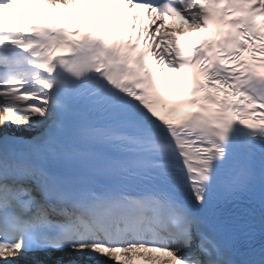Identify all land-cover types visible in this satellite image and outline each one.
Wrapping results in <instances>:
<instances>
[{"label": "snow or ice", "instance_id": "obj_1", "mask_svg": "<svg viewBox=\"0 0 264 264\" xmlns=\"http://www.w3.org/2000/svg\"><path fill=\"white\" fill-rule=\"evenodd\" d=\"M0 264H264V0H0Z\"/></svg>", "mask_w": 264, "mask_h": 264}, {"label": "bare ground", "instance_id": "obj_2", "mask_svg": "<svg viewBox=\"0 0 264 264\" xmlns=\"http://www.w3.org/2000/svg\"><path fill=\"white\" fill-rule=\"evenodd\" d=\"M177 24H180V23H177Z\"/></svg>", "mask_w": 264, "mask_h": 264}]
</instances>
